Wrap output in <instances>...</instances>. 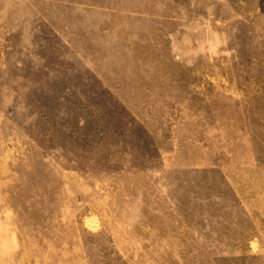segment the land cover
<instances>
[{
  "label": "rangeland",
  "instance_id": "1",
  "mask_svg": "<svg viewBox=\"0 0 264 264\" xmlns=\"http://www.w3.org/2000/svg\"><path fill=\"white\" fill-rule=\"evenodd\" d=\"M0 264H264V0H0Z\"/></svg>",
  "mask_w": 264,
  "mask_h": 264
}]
</instances>
